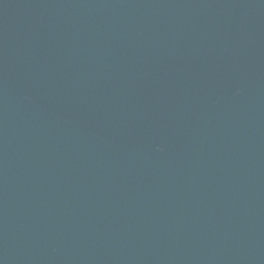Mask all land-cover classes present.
I'll use <instances>...</instances> for the list:
<instances>
[{
  "label": "water",
  "instance_id": "95a60500",
  "mask_svg": "<svg viewBox=\"0 0 264 264\" xmlns=\"http://www.w3.org/2000/svg\"><path fill=\"white\" fill-rule=\"evenodd\" d=\"M0 264H264V0H0Z\"/></svg>",
  "mask_w": 264,
  "mask_h": 264
}]
</instances>
